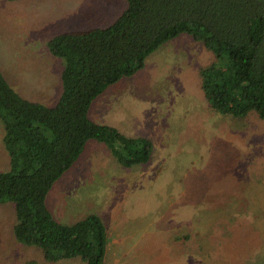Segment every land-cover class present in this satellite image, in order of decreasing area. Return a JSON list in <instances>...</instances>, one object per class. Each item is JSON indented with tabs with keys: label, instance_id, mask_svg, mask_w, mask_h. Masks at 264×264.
Instances as JSON below:
<instances>
[{
	"label": "rangeland",
	"instance_id": "obj_1",
	"mask_svg": "<svg viewBox=\"0 0 264 264\" xmlns=\"http://www.w3.org/2000/svg\"><path fill=\"white\" fill-rule=\"evenodd\" d=\"M125 7L124 0H0V72L23 99L55 106L61 60L48 39L106 27ZM211 60L179 35L92 103V121L154 145L148 164L126 169L88 140L46 195L60 224L100 217L104 264H264V121L211 110L198 75ZM3 135L0 124V173L9 170ZM15 221L13 204L0 203V264H85L46 262L15 239Z\"/></svg>",
	"mask_w": 264,
	"mask_h": 264
},
{
	"label": "trees",
	"instance_id": "obj_2",
	"mask_svg": "<svg viewBox=\"0 0 264 264\" xmlns=\"http://www.w3.org/2000/svg\"><path fill=\"white\" fill-rule=\"evenodd\" d=\"M124 1V11L110 25L48 39V52L61 60L55 106L23 99L0 72L2 144L9 160L8 172L0 173V203L14 206L15 239L39 249L46 262L78 257L104 264L107 236L100 217L60 224L46 195L88 140L104 144L123 168L151 161L149 138L97 124L89 110L108 86L142 71L164 43L184 34L210 53L212 60L198 75L211 110L264 121V0Z\"/></svg>",
	"mask_w": 264,
	"mask_h": 264
},
{
	"label": "crops",
	"instance_id": "obj_3",
	"mask_svg": "<svg viewBox=\"0 0 264 264\" xmlns=\"http://www.w3.org/2000/svg\"><path fill=\"white\" fill-rule=\"evenodd\" d=\"M49 75L51 76V73H49ZM59 81H60V79H59ZM35 85H36V84H35ZM40 85H41V84H39L38 86H40ZM44 86H45V85H43V84H42V87H41V88H39V87H38V88H39V89H42ZM45 87H46V90H47V89H49V88H50V85H48V86H45ZM60 87H61V86H60ZM17 88H18V87H17ZM43 90H45V89H43ZM59 94H60V93H59ZM59 94H58V95H59ZM56 95H57V92L55 93V96H56ZM58 95H57V97H58ZM55 96H54V97H55ZM57 97H56V98H54V99L56 100V99H57ZM118 130H119V129H118ZM4 159H5V156H4Z\"/></svg>",
	"mask_w": 264,
	"mask_h": 264
}]
</instances>
